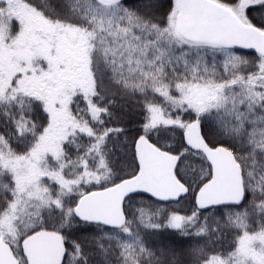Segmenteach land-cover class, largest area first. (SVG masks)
Listing matches in <instances>:
<instances>
[{"label":"snow or ice","instance_id":"6c2138e0","mask_svg":"<svg viewBox=\"0 0 264 264\" xmlns=\"http://www.w3.org/2000/svg\"><path fill=\"white\" fill-rule=\"evenodd\" d=\"M0 264H264V0H0Z\"/></svg>","mask_w":264,"mask_h":264}]
</instances>
